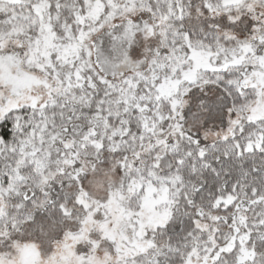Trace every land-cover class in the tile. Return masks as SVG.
I'll return each instance as SVG.
<instances>
[{"label":"snow or ice","instance_id":"obj_1","mask_svg":"<svg viewBox=\"0 0 264 264\" xmlns=\"http://www.w3.org/2000/svg\"><path fill=\"white\" fill-rule=\"evenodd\" d=\"M0 264H264V0H0Z\"/></svg>","mask_w":264,"mask_h":264}]
</instances>
